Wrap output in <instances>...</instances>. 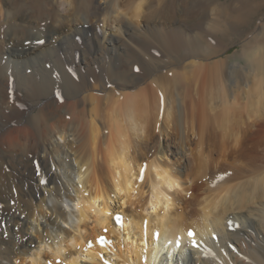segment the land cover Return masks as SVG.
I'll return each instance as SVG.
<instances>
[{"label": "bare ground", "instance_id": "obj_1", "mask_svg": "<svg viewBox=\"0 0 264 264\" xmlns=\"http://www.w3.org/2000/svg\"><path fill=\"white\" fill-rule=\"evenodd\" d=\"M181 2L0 0V264H264V47L247 54L239 120L227 84L242 65L199 68L210 54L180 22L223 29L205 26L211 11L250 27L264 0ZM162 19L177 24L161 42L169 61L124 60L144 37L155 45ZM98 22L101 54L76 64L74 38Z\"/></svg>", "mask_w": 264, "mask_h": 264}, {"label": "rangeland", "instance_id": "obj_2", "mask_svg": "<svg viewBox=\"0 0 264 264\" xmlns=\"http://www.w3.org/2000/svg\"><path fill=\"white\" fill-rule=\"evenodd\" d=\"M153 1L155 3H157V4H159L160 6H162V4H160L158 2H162L163 5L165 4L164 3V0H157V2H156V0H153ZM166 1H168V0H165V2ZM224 1L230 2V0H224ZM175 3L179 7L181 5V7L183 8V5H182L181 0H172V3L171 4L173 6H174ZM1 6H3V5L1 4ZM197 6H199V8L198 7L193 8V12H195V13L196 12H201L200 3L197 4ZM181 7L178 8V10L181 9ZM120 9L122 11H124V10L127 11V10H129V6H127V5H121V8ZM215 12H213V14H215ZM211 14H212V12L209 11L208 18L205 20L207 22V24H205V26H207L210 21H213L214 20L216 22H220V26L223 29H219L218 31L217 30H212L211 32L210 31L208 32V31H204V30H207V29H205V27H202L201 28L200 27V24L197 25V26H195L194 23H192V21L189 22V21H183L182 20V21H180V22L183 23L182 27L184 28V29L181 28L182 35L184 36L185 39H187L189 37L190 38L191 37H193V38L195 37L197 40H199L201 42L200 43L201 45L204 44V46L206 47L205 49H207L206 50V53L210 54V57L207 58V59H205V60H200V59L197 58V61L196 62H198V61L200 62L199 66H198L199 68H201V64L204 65V64H210V63H213V62H220V61H227L230 64H232V63L233 64H236V63L238 64L239 63L240 64L239 67L242 65L241 68H240V70H239V74L240 75L238 74V77H239L238 78V82H237L238 84L235 83V85L237 84L236 85L237 87L235 85H231L230 82L227 84V87L229 85V87L227 89V92H228L227 93L228 94L227 97H229L228 100H229L230 103H233V100H236V104H235V108L236 109L235 108L234 109H231L233 112L230 110V114H232L233 116L235 115V117L238 114L239 115L238 116V119L240 118L239 120L245 121V119L248 116V115H246L247 112H248V109L247 108H250L249 91H251V83H250L251 76H249V74H247V72H246V67H247V64L246 63H248L249 60L246 57H248L247 54L249 53L250 50H254V48H255V50H257L259 46H263L264 47V16H263L264 14L256 16L253 19L252 25L250 27L247 26V27H240V28L234 27L233 26L234 23L232 21L229 22V21L225 20L226 18L224 19V16H221V17L218 18L217 16H213ZM133 21L136 24H139L140 26H142L143 23H144V20L142 19V17L134 18ZM99 23L101 25V22H98L97 25H96L97 27L96 26H91L90 27L91 28V30H90L91 33L90 34L84 33L82 35H77L74 38L75 39L74 44L77 45V48L78 49L76 50V52L74 51L72 53L71 58H73V61H75V62L77 61L76 64H78L79 62H81L82 60H84L85 55H86V58H89V59L90 58H93L94 57V54L92 53L93 52L92 50H97L101 54V51H99L100 46H103L104 47L105 44L103 45V42H102V36L103 35H102L101 29L98 26ZM158 23H159V27H157L156 29H154L155 30L154 31V34L156 36H158V37H161V38H159V40H156L155 45H154V40L152 39L151 40L152 44L149 45V49L148 50H146V49L144 50L141 47L142 45H140V42L143 43V44H146V43L148 44L149 43L148 42L149 40L147 39V37H144L143 38L144 40H142L140 42L139 41H136V43H133L135 46L132 48V51H128V52H126L127 54L124 53V55H122V57L125 58L124 60H128V59L134 60L135 59V63L138 64V65H140V63H139L140 61H142V60L143 61L144 60H151L152 58H158V60H165V61L167 60V61H169L167 59L168 57H166V55L164 53H162V52H164V46H163V43H161V42L163 40H166V38H169L170 37V31L175 26L177 27V24H176V22L173 24V22L166 21V20H163V19L161 21L159 20ZM96 29H98V30H96ZM197 30H199V31H197ZM196 31H197V33H196ZM199 32H201V33H199ZM221 32H223V33L221 34ZM2 33H3V31H1L0 42L2 41V43H3L5 40H4V38H2L3 37L2 36L3 35ZM217 33H218V35H217ZM213 36H214V38H213ZM223 39H224V42H223ZM153 45H154V47H153ZM209 46H211V47H209ZM223 46L226 47V49H223L224 48ZM2 49L4 50L3 47H2ZM155 49H156V51H155ZM104 53H106V50H104ZM188 61L187 62H180L178 60L177 62L178 63L180 62L181 65H185V64L188 63ZM138 65H136V67L134 68V70H131L129 73H132V72L134 74H140V73H142L140 71ZM76 66L77 65H74V67H76ZM103 66H106L107 67L108 66V63L105 64V65H103ZM172 69L174 71H172ZM163 70H162V73H163ZM201 70H204V69H201ZM263 70H264V68H263ZM263 70H261L262 72H260V74L259 73L256 74V77H257L256 82L257 83H258V79H261L262 80V78H263L262 76H264V75H262V73L264 74ZM170 71L177 73L179 71V69L171 68V67L165 69L164 70L165 77H171L173 75V73L171 74ZM226 72H228L227 67H226ZM162 73H161V75H162ZM200 73H202V71H200ZM246 75H247V77H246ZM248 86H250V88ZM160 88L161 87L159 86V90L158 91H159L160 95L162 96L161 102L163 104V108H165V110H166V108H167V101H168L167 100V96H166V94L162 93L163 90H161ZM9 92L11 94H14L15 93L14 97H12L13 98L12 99L13 100L12 102L13 103L14 102H18L19 104L22 105L20 108L23 109L21 111V113L24 114V115H21V117H22L21 119H24L25 116L27 117L29 115V109L27 107H25V105H24L25 103L22 102L20 93L18 91L15 92V91H12L11 90ZM56 95L58 97V94H56ZM164 97H165V99H164ZM18 112L19 111L16 110V114L17 115L19 114ZM37 112L38 111L34 112V114L37 113ZM186 118H185V121H187ZM5 121L6 120H3L1 118V122L2 123H4ZM18 122H20L19 121V115L17 116V118H15L11 122V124H9V126H12L13 127ZM6 123L7 122H5V124ZM254 124H255V127H254L255 130H260L261 127H264V114L261 115L254 122ZM0 129H1V123H0ZM159 131L160 130H157L156 133L159 134ZM250 143H251V141H249V142H248V140L246 141V144H250ZM39 146L40 145H37V144L29 145V149H28L29 151H28V153L30 154V156H34V155L37 156V155L40 154L41 146L40 147ZM248 156H250V152H248ZM261 156H263V158H264V149H263V152H261ZM261 164H258V165H261ZM83 264H87V263L84 262Z\"/></svg>", "mask_w": 264, "mask_h": 264}, {"label": "snow or ice", "instance_id": "obj_3", "mask_svg": "<svg viewBox=\"0 0 264 264\" xmlns=\"http://www.w3.org/2000/svg\"><path fill=\"white\" fill-rule=\"evenodd\" d=\"M116 219H117V220H119V219H120V217H117ZM190 235H193V234H192V233H190ZM194 246H195V245H194Z\"/></svg>", "mask_w": 264, "mask_h": 264}]
</instances>
